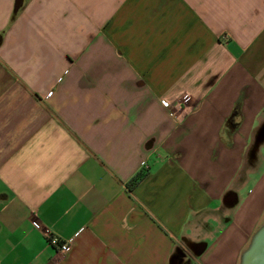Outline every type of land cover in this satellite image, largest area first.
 I'll return each mask as SVG.
<instances>
[{"label": "crops", "instance_id": "1", "mask_svg": "<svg viewBox=\"0 0 264 264\" xmlns=\"http://www.w3.org/2000/svg\"><path fill=\"white\" fill-rule=\"evenodd\" d=\"M263 220L264 0H0V264H238Z\"/></svg>", "mask_w": 264, "mask_h": 264}, {"label": "water", "instance_id": "2", "mask_svg": "<svg viewBox=\"0 0 264 264\" xmlns=\"http://www.w3.org/2000/svg\"><path fill=\"white\" fill-rule=\"evenodd\" d=\"M238 264H264V222L251 236Z\"/></svg>", "mask_w": 264, "mask_h": 264}, {"label": "built area", "instance_id": "3", "mask_svg": "<svg viewBox=\"0 0 264 264\" xmlns=\"http://www.w3.org/2000/svg\"><path fill=\"white\" fill-rule=\"evenodd\" d=\"M170 106H168L169 108ZM169 116L175 121H178L173 112H169ZM35 228H38L36 224H33ZM47 245L56 248L60 253H67L70 249V244L67 241H63L57 236L48 234L47 236Z\"/></svg>", "mask_w": 264, "mask_h": 264}, {"label": "trees", "instance_id": "4", "mask_svg": "<svg viewBox=\"0 0 264 264\" xmlns=\"http://www.w3.org/2000/svg\"><path fill=\"white\" fill-rule=\"evenodd\" d=\"M145 172H139L130 182V187L135 186L138 182H140L142 180V178L144 177Z\"/></svg>", "mask_w": 264, "mask_h": 264}, {"label": "rangeland", "instance_id": "5", "mask_svg": "<svg viewBox=\"0 0 264 264\" xmlns=\"http://www.w3.org/2000/svg\"><path fill=\"white\" fill-rule=\"evenodd\" d=\"M263 222H264V220H263ZM263 222H262V223H263ZM256 230H257V229H256ZM256 230H255V231H256ZM240 255H241V254H240ZM239 258H240V256H239ZM238 263H239V261H238Z\"/></svg>", "mask_w": 264, "mask_h": 264}]
</instances>
